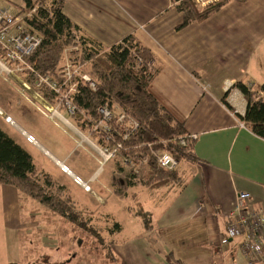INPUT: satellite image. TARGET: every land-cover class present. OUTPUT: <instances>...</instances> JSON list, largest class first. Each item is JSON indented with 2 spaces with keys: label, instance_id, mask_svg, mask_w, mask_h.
I'll list each match as a JSON object with an SVG mask.
<instances>
[{
  "label": "crops",
  "instance_id": "1",
  "mask_svg": "<svg viewBox=\"0 0 264 264\" xmlns=\"http://www.w3.org/2000/svg\"><path fill=\"white\" fill-rule=\"evenodd\" d=\"M24 2L0 0V9L22 6ZM64 2L65 15L103 47L109 48L134 35L151 50L161 68L149 91L185 124L189 134L197 135L190 141V159L179 162L178 183L149 186L134 181L121 197L113 186L112 177L117 171L113 167L111 179L98 184L103 195L93 192L97 201L110 206V222L118 224L112 234L118 237L112 240V251L120 264H168V253L183 264H248L239 237L227 243L222 240L227 236L228 214L238 191L249 192L255 204L264 201V138L255 135L239 119L246 113L247 102L234 86L237 82L252 88L264 84V0L230 1L206 20L183 29H177L183 14L172 7L171 0ZM14 91L16 101L0 94V128L35 163L27 146L31 144L21 135L22 130L29 132L35 128L14 109L13 105L22 107L20 99L24 100ZM223 96L232 110L223 104ZM54 116L61 120L63 117L60 113ZM5 117H10L12 123L5 121ZM52 122L58 126L55 120ZM9 128L23 140L15 139ZM77 147L80 146L75 143L73 150ZM36 148L57 168L54 160L68 162L72 157V151L55 156L40 143ZM86 152L95 160L90 151ZM75 167L86 181L99 172L97 167L87 175L81 166ZM47 175L57 183L55 177ZM24 200L16 187L0 185L1 255L11 233L4 226L13 224L20 240L23 233L17 231L27 222L23 219L36 217L29 208L25 209ZM26 200L32 207V199ZM135 206L148 214V224L133 212ZM122 217L127 219L124 227ZM54 242L53 235L44 241ZM46 245L42 247L52 249L51 244Z\"/></svg>",
  "mask_w": 264,
  "mask_h": 264
},
{
  "label": "trees",
  "instance_id": "2",
  "mask_svg": "<svg viewBox=\"0 0 264 264\" xmlns=\"http://www.w3.org/2000/svg\"><path fill=\"white\" fill-rule=\"evenodd\" d=\"M230 1L245 0H216L205 6L197 3L196 0H171L172 7L183 14V21L177 29L206 20ZM25 5L29 11L38 6L35 14L26 19L43 34V41L36 54L28 59L32 70H27V79L34 84L38 76H50L63 84L64 78L62 72H58V68L64 60L65 49L77 47V51L72 52L71 60L75 65L81 67L86 65L89 68L88 73L96 82V87H91L80 76H73L77 86L76 91L70 96L72 98L70 101L78 111L73 115L76 123L85 129L86 123L99 119L100 109L105 105L116 108L119 113H125L137 121L138 128L131 132L128 141H124L129 152L122 150L121 156L117 158L118 163L124 155L135 164L148 158L146 165L150 172L148 184L162 186L178 183L180 178L177 176V170L168 171L161 168L156 162L153 151L157 149L168 151L180 162L190 159L193 143L190 142L191 140H188L185 146L175 143L178 138L189 134L185 124L177 120L149 91L151 82L161 68L154 53L134 35L125 37L109 48L103 47L98 41L84 34L65 15L64 0H25ZM4 56L5 51L0 46V57ZM234 86L242 92L247 102L246 113L244 116H239V119L255 135L264 138V84L258 88H251L244 82H237ZM63 88L68 91L69 85L65 84ZM47 91L46 98L51 102L55 91H51L48 87ZM221 100L228 109L232 110L225 101V96ZM117 129L121 130L120 124L117 125ZM118 141H121L119 137ZM118 165L119 168L113 174L112 182L115 193L122 197L127 187L134 181L142 182L143 178H139L140 173L129 174L131 178L122 174L123 160V166L120 163ZM0 185L16 187L22 195L39 202L47 210L67 219L68 222H73L72 224L104 245L105 239L96 232L91 221L83 217L78 210L76 211L71 197L64 195V187L47 174L39 173L32 156L1 128ZM138 215L144 219L145 224L149 223L145 211L139 210ZM111 243L112 241L109 242L107 256L110 257L111 264H120L118 257L112 251ZM166 261L168 264H183L176 260L172 253L166 254Z\"/></svg>",
  "mask_w": 264,
  "mask_h": 264
},
{
  "label": "rangeland",
  "instance_id": "3",
  "mask_svg": "<svg viewBox=\"0 0 264 264\" xmlns=\"http://www.w3.org/2000/svg\"><path fill=\"white\" fill-rule=\"evenodd\" d=\"M8 8L13 10L12 14L17 15V17H20L21 20L27 23L28 21L26 18H29L35 14L38 6H35L34 9L29 11L26 9L24 2L22 6L7 7L5 10H8ZM72 51H77V47L65 49L64 60L58 68L59 73H61V70L64 68L65 62L67 60L72 62ZM78 67L82 72L89 74V68L86 65ZM27 70H32V67L29 64L28 68L9 72L5 67L0 66V94L6 98L8 97L10 100L15 98L14 100L16 101L17 94L14 91L16 90L24 100L29 102L32 106H37L39 109H42L48 115L51 114L44 108L41 102H44L46 105H52L54 107L56 106L58 109H61L60 112L62 115L75 129L83 134L82 136H80L78 133H75L73 128L65 125L58 116H54L50 120L49 117H46V114L36 107H32L22 99H20L22 102V107L13 105L14 109H16V111L20 113L22 117H26V119L31 122L32 126L35 128L29 132L35 136L38 143H40L55 156H60L61 153L72 151V157L68 162H66V164L76 175H80V177L82 176L80 172L77 171L75 165L81 166L84 169V174L87 173V175H89L93 173L95 169L99 167V164L93 160L89 153H87L83 148L81 149L80 147H77L75 150L73 149L75 143L78 144L77 140H83L84 147L93 155H96L94 148L91 146L92 142L99 145V138L97 137L98 134H93L91 132L92 123L94 121H89L86 123L85 129L81 128L74 120L72 114L68 110V107H66V102H64V98L66 96L68 99H65L70 101V95H72V91H65L63 89L60 93H58L59 95L54 93L55 95L50 102L46 98L48 86L40 82L42 78L51 80L52 77L38 76V78L35 80V83L33 84L27 79ZM42 98L44 100H41ZM54 120L58 123V126L52 122ZM9 130L15 139L19 141L23 140V138L18 135L14 129L9 128ZM101 145L102 144L99 146ZM27 146L34 157L38 172L42 174H49L56 178L57 183L64 187V195L71 197L76 209L82 214L83 217L91 221V224L95 228L96 232H98L105 239V243L104 245L100 244L94 237L88 235L87 232L81 230L64 218L53 214L35 200H31L29 198L31 200L29 202L32 204V207L28 206L26 200L28 197L22 195L23 199H25L23 206L25 209L29 208L28 211H33L32 213L34 215L36 214V217L30 219L32 216H29L23 219V221L27 222L25 223L24 227H21L17 231L19 234L23 233L20 236V240L16 237V233L12 229L13 224L4 226L5 229L9 228L11 233H9L7 236V246L5 242L3 255L0 254V264H62L66 263V261H69L70 259H72V261L66 264H111V259L107 256L109 242L114 239H118V237L112 235L115 226L113 221L110 222V218H108L110 214V206L103 205L102 202H99L101 200L97 201L94 193L82 191L80 186L76 185L71 178L59 171V169L36 147L32 145ZM117 163V158L109 161L99 172L98 182L91 183V187L96 194L103 195L102 191L99 190L100 187L98 184L109 181V178L111 179V169L114 167L118 170L119 163L121 166H123L122 161H119L118 164ZM147 169V166H144L141 173L139 174V178H143L141 183H147L146 180H148L150 174L149 170ZM124 175H129L128 169H126V174ZM147 185L150 186L148 183ZM133 212L139 216V210L136 209V206ZM123 214L125 216H132L131 213ZM92 215H95L96 217L94 218ZM120 221H122L123 227L126 226L127 219H125V217H122ZM24 232L28 234L26 235ZM2 233L3 232H0V234ZM51 235H53V241L55 242L44 243L45 238ZM46 244H51L52 249H44L42 245L46 247ZM112 246L113 241L111 243V247ZM76 254L77 256L74 257Z\"/></svg>",
  "mask_w": 264,
  "mask_h": 264
},
{
  "label": "built area",
  "instance_id": "4",
  "mask_svg": "<svg viewBox=\"0 0 264 264\" xmlns=\"http://www.w3.org/2000/svg\"><path fill=\"white\" fill-rule=\"evenodd\" d=\"M196 1L202 6H205L215 0ZM19 19L20 17L12 14L9 10L0 9V46L5 51V56L0 57V66L5 67L8 72L28 68V59L36 52L43 41V34L41 31L30 23H25L23 20ZM61 72L64 78L63 84L53 79L49 80L44 78H42L40 83L46 84L48 88L55 91L56 94L64 89L63 86H65V84L69 85L68 91H72V93L76 91L77 83L73 81V76H80L85 82H88L91 87H96V82L92 77L82 72L77 65L69 60L65 62ZM65 98L67 99V96ZM65 98L64 102H66L68 110L73 116L77 109L72 105L71 101H65ZM41 100L44 99L42 98ZM41 103L51 115L46 114L45 111L39 109L37 106L35 107L52 119L54 113L49 110L44 102ZM54 108L56 112L62 115L60 112L61 109H58V107ZM61 118L63 123V119L67 120L64 116ZM5 121L12 123L10 117H5ZM118 124L121 125V130L117 129ZM137 128V121L131 119L125 113H119L116 108L113 109L105 105L100 109V117L92 123L91 132L93 134H98V143L102 145L99 146L92 142L91 146L93 145L96 155L90 152L99 164V172L109 161L121 156L122 150H127L124 141L129 140L131 132H134ZM21 135L29 144L39 147V143L33 134L22 130ZM118 137L121 141H118ZM196 137V134H187L175 140V143L185 146L188 140H195ZM77 143L80 147L89 152V150L84 147L83 140H77ZM153 154L161 168L168 171H175L178 169L179 161L170 152L157 150L153 151ZM122 160L125 166L122 174H126V169H128L129 174H139L144 166L147 165L149 159L145 158L138 164L131 163V160L125 156H122ZM54 162L62 173L71 177L75 184L80 186L85 192H94L91 183L97 180L99 172L98 174L95 173L86 181L76 175L65 161L56 159ZM255 203L253 196L249 192H237L233 208L228 214L227 236L223 238L222 242L227 243L229 239L239 237L241 239V251L247 263L264 264V201L258 204Z\"/></svg>",
  "mask_w": 264,
  "mask_h": 264
},
{
  "label": "bare ground",
  "instance_id": "5",
  "mask_svg": "<svg viewBox=\"0 0 264 264\" xmlns=\"http://www.w3.org/2000/svg\"><path fill=\"white\" fill-rule=\"evenodd\" d=\"M37 51V50H36ZM73 52V51H72ZM36 54V53H35ZM34 54V55H35ZM66 58V57H65ZM74 63V62H73ZM32 66V65H31ZM49 77V76H48ZM94 80V79H93ZM39 82H40V80H39ZM88 83V82H87ZM64 87V86H63ZM59 95V94H58ZM61 95V94H60ZM71 96V95H70ZM60 97V96H59ZM63 97V96H62ZM71 98V97H70ZM67 99H68V97H67ZM72 99V98H71ZM66 100V99H65ZM59 101V100H58ZM72 102V101H71ZM53 103V102H52ZM60 103V102H59ZM63 103V102H62ZM56 105V104H55ZM62 105V104H61ZM47 107L49 108V110H51V112H53L54 113V115H59V113L58 112H56L55 111V108L52 106V105H47ZM56 107V106H55ZM66 107H67V105H66ZM78 112V111H77ZM70 114V113H69ZM78 114V113H77ZM64 120V119H63ZM64 122L66 123V125H68L69 127H71V128H73L74 130H75V133H78L80 136H82L83 134H81L80 133V131H78L77 129H75L67 120H64ZM141 124V123H140ZM139 124V125H140ZM139 128H141V127H139ZM83 130V129H82ZM86 132V131H85ZM84 133V132H83ZM90 135V134H89ZM77 136V135H76ZM185 136V135H184ZM131 137V136H130ZM88 139V138H87ZM93 139V138H92ZM173 139V138H172ZM175 139H176V137H175ZM84 140L86 141V139L84 138ZM174 140V139H173ZM128 141V140H127ZM157 141H159V140H157ZM168 141V140H167ZM167 141H165V142H167ZM156 142V141H155ZM160 143V142H159ZM158 143V144H159ZM145 144V143H144ZM161 145H162V143H160ZM100 145V144H99ZM155 145V144H154ZM148 146V145H147ZM152 146V145H151ZM92 147H93V145H92ZM143 147V146H142ZM162 147V146H161ZM94 148V147H93ZM154 148V147H153ZM137 149V148H136ZM140 149V148H139ZM157 149V148H156ZM169 149V148H168ZM158 150V149H157ZM161 150V149H160ZM126 151V150H125ZM128 151V150H127ZM156 151V150H155ZM129 152V151H128ZM126 154V153H125ZM125 156V155H124ZM129 156V155H128ZM126 157V156H125ZM143 157V156H142ZM149 157V156H148ZM132 159V158H131ZM134 160H136V159H134ZM122 161V160H121ZM149 161V160H148ZM157 162V161H156ZM142 171V170H141ZM136 174V173H135ZM129 176V175H128ZM130 177V176H129ZM131 178V177H130ZM133 179V178H132ZM147 181V180H146ZM141 182V181H140ZM153 182V181H152ZM73 201V200H72ZM231 210V209H230ZM77 211V210H76ZM67 220V219H66ZM73 223V222H72ZM81 229V228H80ZM227 229V228H226ZM227 231V230H226ZM226 235H227V233H226ZM237 238V237H236ZM235 238V239H236ZM233 240H234V238H233ZM240 241V240H239ZM240 243V242H239ZM239 246V245H238ZM239 251H240V248H239ZM76 257V256H75ZM72 258V257H71ZM244 259H245V257H244ZM70 260H72V259H70Z\"/></svg>",
  "mask_w": 264,
  "mask_h": 264
},
{
  "label": "water",
  "instance_id": "6",
  "mask_svg": "<svg viewBox=\"0 0 264 264\" xmlns=\"http://www.w3.org/2000/svg\"><path fill=\"white\" fill-rule=\"evenodd\" d=\"M41 264H44V263H41Z\"/></svg>",
  "mask_w": 264,
  "mask_h": 264
}]
</instances>
